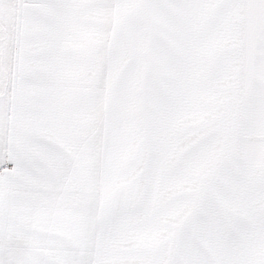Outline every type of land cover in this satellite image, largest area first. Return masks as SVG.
Listing matches in <instances>:
<instances>
[{
  "label": "snow or ice",
  "instance_id": "1",
  "mask_svg": "<svg viewBox=\"0 0 264 264\" xmlns=\"http://www.w3.org/2000/svg\"><path fill=\"white\" fill-rule=\"evenodd\" d=\"M0 264H264V0H0Z\"/></svg>",
  "mask_w": 264,
  "mask_h": 264
}]
</instances>
